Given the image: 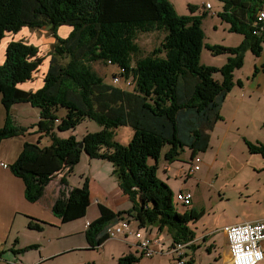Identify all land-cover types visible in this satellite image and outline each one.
I'll list each match as a JSON object with an SVG mask.
<instances>
[{"label":"trees","instance_id":"trees-1","mask_svg":"<svg viewBox=\"0 0 264 264\" xmlns=\"http://www.w3.org/2000/svg\"><path fill=\"white\" fill-rule=\"evenodd\" d=\"M217 1L218 16L229 31L243 36L236 48L205 46L214 55H232L220 68L199 62L205 13L179 15L169 0H0V41L5 33L16 34L24 27L48 28L55 39L43 85L34 92L18 84L32 80L37 72L43 60L37 47L11 41L0 64V102L6 111L0 141L26 132L13 120V105L27 103L39 109L38 121L32 125L38 127V140L25 141L9 166L23 183L25 200L41 199L56 174L63 169L70 173L84 154L111 163L112 175L131 203L128 210L118 212L98 205L99 216L85 230L91 248L109 239L108 228L121 220L139 229L167 230L172 245L194 240L189 224L201 214L175 209L171 189L157 177L161 150L169 145L164 154L169 163L177 160L183 148L191 151L192 159L207 150L210 132L222 120L221 107L233 86V70L242 66L245 50L257 55L264 45V31L255 32L264 0ZM64 25L71 31L60 38L56 32ZM154 32L163 34L159 45L138 56V36ZM95 62L117 66L119 76L131 78L133 90L104 83L91 67ZM215 73L221 75L220 81L213 77ZM85 119L101 129L87 132L80 142L73 135L58 136V131L74 129ZM126 126L134 135L128 146H122L114 134ZM44 138L49 144H41ZM247 145L264 159L263 145ZM59 186L53 215L63 224L84 218L90 205L88 180L81 187H71L62 176ZM28 219L27 228L32 231L40 232L46 224ZM136 262L132 254L118 260V264Z\"/></svg>","mask_w":264,"mask_h":264},{"label":"rangeland","instance_id":"rangeland-1","mask_svg":"<svg viewBox=\"0 0 264 264\" xmlns=\"http://www.w3.org/2000/svg\"><path fill=\"white\" fill-rule=\"evenodd\" d=\"M169 1L179 15L197 16L205 13L201 20L203 46L199 54L200 64L212 68H220L226 64L228 59L232 57L231 54L214 55L205 46L236 48L241 45L243 36L230 32L229 26L218 16L221 11L220 3L217 0ZM207 4L210 5V9L205 7ZM20 30L22 31L18 32V35L14 34L11 37L33 44L38 48L39 56L43 58L37 72L33 74L34 79L18 84L28 83L30 85V81H32L31 86H33L35 79L41 81L44 78L50 57L53 54L55 39L48 28L32 30L24 27ZM70 31L71 28L64 25L57 29L56 34L60 38H65ZM7 34L13 33L8 32ZM162 37L163 34L161 36L158 32L140 34L137 38L138 56L146 55L157 47ZM261 48L257 55L250 50H245L242 66L233 70V86L225 96L221 107L220 116L222 120L217 122L210 132L207 150L197 154L201 160L199 171L189 172L192 158L191 151L187 148H183L177 160L169 163L164 159V154L169 149V145L166 144L162 148L157 162L158 179L168 184L169 188L171 187L174 191L173 204L175 209L179 213L194 209L197 214H201L198 220L189 224L197 237L204 236L206 238L205 241L200 242L201 247L198 250L196 264H214V252L208 254V251H210L213 241L219 251L224 248L222 234L219 232L224 226L264 219V159L260 153L249 149L247 145L248 143L257 147L258 145L264 146L263 44ZM91 67L103 79L104 83L129 91L133 90L134 84L131 78L126 79L119 76L117 66L109 62H95L91 64ZM115 75H118L119 78V82L116 84L112 81ZM213 77L216 80H221L219 73H215ZM126 82H129L130 85L126 86ZM34 127L37 130L38 127ZM100 129L101 127L96 122L85 119L75 125L74 129L58 131L57 134L61 138L73 135L80 142L87 132H97ZM133 135L134 130L132 128L120 127L115 131L114 140L122 146H128ZM153 161L155 162L154 159ZM183 186L191 194L189 205L176 200V191ZM48 229L50 230V228ZM122 237L121 235L115 238H121L128 248L125 247L124 253L118 255L116 259L115 255L112 257L107 255L104 264H118L119 258L128 254H132L136 258V264L171 263L170 258L166 255H155L153 258L142 255L135 245L128 243L131 242L130 240ZM160 238L163 240L161 235ZM170 245L166 244V246ZM108 249H111L110 246ZM121 250V246L117 245L116 251ZM5 253L3 255L6 256L2 255L0 264H5L4 262L12 256L10 251H5ZM186 253L188 254L187 251ZM102 255L103 252L99 250L79 253L81 259L89 257L97 262L102 258ZM215 264H223V261H218Z\"/></svg>","mask_w":264,"mask_h":264},{"label":"crops","instance_id":"crops-1","mask_svg":"<svg viewBox=\"0 0 264 264\" xmlns=\"http://www.w3.org/2000/svg\"><path fill=\"white\" fill-rule=\"evenodd\" d=\"M11 36L14 34L5 33L0 41V64L5 59L8 43L22 41ZM30 83L32 84V81ZM31 84L18 85V87L25 91L34 92L42 87L43 79L41 81L35 79L33 86ZM10 113L15 124L26 128V132L23 136L0 141V261L1 257L6 256L3 255L5 251H10L12 254L9 260H4L5 264H98L99 262L104 264L107 255L111 257L115 255L116 259L118 255L123 254L125 247L128 248V246L121 238H109L99 247L91 248L85 237L86 224L99 216L98 205H103L112 212L125 211L131 207L128 198L118 187L117 180L113 179L111 163L101 159H90L82 154L79 162L70 173H67L68 169L61 170L45 188L41 199L35 203H29L24 198L22 181L10 172L9 166L18 157L25 141L34 143L38 140L39 134L32 125L38 121L39 109L30 104L22 103L13 105ZM5 116L6 111L0 102V128L4 125ZM41 144L47 145L49 142L44 138L41 140ZM2 164L6 165V168ZM62 176L66 177L71 187H81L85 180H88L90 193V205L85 217L65 224L61 223L51 210L60 188L59 181ZM170 189L174 193L171 187ZM179 192L188 193L189 191L185 190L183 186L176 191V193ZM29 217L45 222L43 230L40 232L29 230L27 228ZM133 226L137 228L134 223ZM143 229H147L152 236H157L162 241V253L160 251L155 255H166L170 258V264H175V255L167 251L168 247L172 245L171 236L167 230L158 231L153 226H146ZM219 232L222 234L224 248L219 251L213 241L208 254L214 252V264L218 261H223V264H231L226 237L222 229ZM124 238L130 240L131 242L128 243L133 245L134 240L131 237ZM205 239L204 236L197 237L194 233V240L183 249L184 257L187 256L184 258L185 262L192 260V264H196L198 250L201 247L200 242L205 241ZM166 244L171 245L166 246ZM117 245L121 246V251H116ZM33 246L34 248H30ZM109 246L110 250L108 249ZM93 250L103 252L99 262L93 258L81 259L79 257V253H88Z\"/></svg>","mask_w":264,"mask_h":264},{"label":"built area","instance_id":"built-area-1","mask_svg":"<svg viewBox=\"0 0 264 264\" xmlns=\"http://www.w3.org/2000/svg\"><path fill=\"white\" fill-rule=\"evenodd\" d=\"M210 9V5L205 6ZM255 32L264 31V9L257 15ZM120 71V70H119ZM113 83L119 82L118 75L112 79ZM126 86L130 83L126 82ZM201 160L198 156L192 159L190 173L199 170ZM4 168L6 165L2 164ZM177 202L189 205L191 200L190 193L179 192L176 194ZM89 223L86 224L88 226ZM137 227V226H136ZM228 244L231 264H264V219L253 222H241L233 225L224 226L222 229ZM109 238L116 236L131 237L134 244L146 257L158 254L163 248L159 237H154L147 229H139L133 226V222L126 220L118 221L108 228ZM189 243L173 244L167 251L175 255V264H185L183 249ZM162 253V251H161Z\"/></svg>","mask_w":264,"mask_h":264},{"label":"water","instance_id":"water-1","mask_svg":"<svg viewBox=\"0 0 264 264\" xmlns=\"http://www.w3.org/2000/svg\"><path fill=\"white\" fill-rule=\"evenodd\" d=\"M79 147L82 148V143L79 144Z\"/></svg>","mask_w":264,"mask_h":264}]
</instances>
